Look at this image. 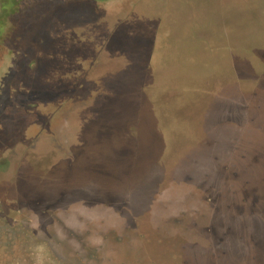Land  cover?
<instances>
[{
    "label": "rangeland",
    "instance_id": "374dc122",
    "mask_svg": "<svg viewBox=\"0 0 264 264\" xmlns=\"http://www.w3.org/2000/svg\"><path fill=\"white\" fill-rule=\"evenodd\" d=\"M260 120L264 0H0V208L65 193L0 212V264H264V139L207 172Z\"/></svg>",
    "mask_w": 264,
    "mask_h": 264
},
{
    "label": "flooded vegetation",
    "instance_id": "af4514ba",
    "mask_svg": "<svg viewBox=\"0 0 264 264\" xmlns=\"http://www.w3.org/2000/svg\"><path fill=\"white\" fill-rule=\"evenodd\" d=\"M117 10H116V19L114 20L115 24L112 27V33H116L119 30H123L124 28H127L128 30L130 29L129 26V21H130V17L131 14L134 12V10H132L130 12V8L132 7V5L130 6H117ZM134 9V7H132ZM123 9H125L123 11ZM130 12V13H129ZM130 14V16H129ZM132 23H134L132 21ZM126 32L128 35H126V39H130V36L133 37V35L135 34L134 32V28L132 30H129ZM112 37H109L108 39H111ZM125 39V37H124ZM103 54H101V52H98L97 54H93L92 56H102ZM32 56V55H31ZM34 56V54H33ZM107 56V54H106ZM64 116L63 113L58 112V116ZM56 116L55 119H61V117ZM30 160V161H29ZM28 161H26V163L29 164L30 167H41L43 165L44 162H46L45 160L42 159H34L31 158ZM29 178V177H28ZM28 178L26 177L25 179V183L21 182L22 178L20 175H18L17 177H11L10 183L8 189L6 191V195L4 197L9 198L11 201H13L12 206H10L8 208V210L4 207V208H0V212H13L12 216L14 217V219H17V216L22 215V212H34V210L32 209H27L29 207H31V204H34V207H38L39 208V204L40 202L38 201H46V200H60L61 198H63V196L65 195L64 192H61L60 194L58 193L57 195L55 194V197H50L48 199L45 198V195L39 192H35L34 193V187H32L33 190H29V187L27 184H34V178L30 179L28 181ZM29 182V183H28ZM4 200L0 199V203H2ZM29 202V203H28ZM54 203L50 204V206H47L48 204L46 203V206L48 207L47 209H42V212H57L56 209H54L55 205H53ZM1 206V204H0ZM45 206V204H44ZM53 207V208H52Z\"/></svg>",
    "mask_w": 264,
    "mask_h": 264
},
{
    "label": "trees",
    "instance_id": "16d2710c",
    "mask_svg": "<svg viewBox=\"0 0 264 264\" xmlns=\"http://www.w3.org/2000/svg\"><path fill=\"white\" fill-rule=\"evenodd\" d=\"M233 50V49H232ZM247 130L245 128H241L239 127L238 130L235 132V141L233 142V144L231 145V149L228 151L229 154V158L226 162H222L219 159L214 158V162L215 164L212 163V166H209V169L207 172H212V170L216 167L219 168V170L222 173H229L230 175L234 176V177H239L240 179H244L246 176L250 175V172H258L260 169H258L259 166H257V164H253L251 165L250 162H247V159H233V156H236L237 154L242 156L247 155V152L241 150V146L242 143L244 142V140L247 138ZM230 148V147H229ZM244 151V152H243ZM259 165V164H258ZM204 171V172H205ZM203 172V170H198L196 171V174H192L191 172L187 173L185 178L190 181L193 185H198L199 180L202 178H205L207 175ZM205 174V175H204ZM203 175V177H201ZM209 175V174H208ZM201 186V185H200ZM208 200L213 203L212 205L214 207L217 206L215 200L213 199V195L210 194L209 197H207Z\"/></svg>",
    "mask_w": 264,
    "mask_h": 264
},
{
    "label": "water",
    "instance_id": "95a60500",
    "mask_svg": "<svg viewBox=\"0 0 264 264\" xmlns=\"http://www.w3.org/2000/svg\"><path fill=\"white\" fill-rule=\"evenodd\" d=\"M119 103V104H118ZM124 103H121V102H116V104H115V112H118L119 110H121V108H122V105H123ZM119 106V107H118ZM262 121L260 120V122H259V124H261V126H259V128H258V130L255 128V127H253V129H251L250 128V130L248 129V135L246 136L247 138L244 140V142H243V144H246L245 143V141L248 139V137H252L253 139H254V141H256L257 139L259 140V139H264V130H262L263 128L262 127H264V126H262V123H261ZM95 130V129H94ZM251 133H253V136L251 135ZM249 148V147H248ZM93 148L91 147V148H89V150H90V153H93L94 151L92 150ZM102 151V150H101ZM98 152H100V149H99V151ZM103 152V151H102ZM104 153V152H103ZM249 155H250V152H249ZM247 160H249V159H247ZM46 161V160H45ZM43 167V166H42ZM91 184H92V182H90ZM94 183V182H93ZM80 185V187H78V186H76V187H78L77 188V190L76 191H79L82 187H84L85 185L84 184H79ZM178 186H180V183L179 184H177ZM179 189H181V186H180V188ZM92 191H94V190H92V189H90V192H92ZM182 191V190H181ZM70 192V191H69ZM71 194V193H70ZM74 194V193H73Z\"/></svg>",
    "mask_w": 264,
    "mask_h": 264
}]
</instances>
